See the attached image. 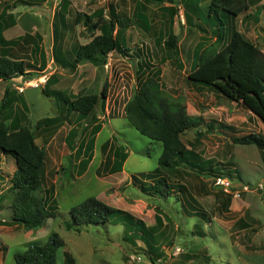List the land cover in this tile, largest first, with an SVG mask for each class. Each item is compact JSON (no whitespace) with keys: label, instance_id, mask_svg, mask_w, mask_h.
<instances>
[{"label":"rangeland","instance_id":"1","mask_svg":"<svg viewBox=\"0 0 264 264\" xmlns=\"http://www.w3.org/2000/svg\"><path fill=\"white\" fill-rule=\"evenodd\" d=\"M263 1L247 0L248 9L236 18L235 25L264 52ZM174 4L173 21L168 2L0 0V13L7 7L18 24L7 29L5 36L22 35L13 54L31 61L30 58L37 55L29 54L36 41L44 51V68L33 69L13 86L20 91V87L26 88L24 80L41 79L38 87H31L38 96L28 101L31 122L24 125L33 130L39 143L41 133L32 124L38 117H44L40 120L47 128L43 132L49 136L48 141L53 137L49 148L52 150L48 154L52 155L51 162L46 164L47 171L42 176L37 195L44 197L45 190L52 186L57 205L55 217L47 219L38 229H27L12 221L10 206L14 193L9 179L14 166L12 158L3 160L0 264H16V252L23 251L30 242H44L51 232H57L64 242L57 252L56 264H65L67 256H71L75 264H264V152L254 144L232 142L233 136L251 132L264 136V124L240 102L187 80L197 56L218 51L223 40H218L211 24L196 14L195 6L198 5L202 16L207 15V0H194L193 3L174 0ZM60 9L66 12L69 29L61 35L60 41L57 40L64 54V59L58 62L52 23L56 18L54 13ZM112 9L130 54L122 56L111 52L105 64L83 60L70 68L75 46L100 33L98 29L91 32L82 24L74 23L76 13L95 15L103 10V17L109 19ZM25 21L29 23L28 29L22 28ZM173 29L177 37L176 52L157 43L158 39H166ZM35 33H40L41 40ZM140 59L160 68L161 91L169 100L180 102L187 114L201 119L200 125L180 137L185 146L192 147L203 160H210L213 169L209 171L204 164L202 169L195 171L184 166L172 171L162 170L170 185L169 191L164 189L162 196L142 190L131 176L95 170L103 157L100 145L110 131L107 121L124 114V105L136 87L135 69ZM61 62H65L67 68L60 67ZM105 81L108 84L106 107H95L96 111L100 109L97 118L104 124V129L96 138L95 157L88 163L84 176H80L82 169L75 149L83 138L86 120L75 121L68 103L44 96L40 89L59 90L71 100L79 95H99ZM12 103L9 98L8 105ZM7 111L6 106L3 114ZM115 130L117 139L124 142L126 152L130 150L124 172H152L157 165L161 143L139 134L125 118L119 119ZM71 131L77 135H73L68 143L64 136ZM91 196L130 211L146 226L155 227V248L151 249L138 237V232L128 238L124 223H115V215L104 224H83L79 231L66 229L64 223L70 218L69 208ZM156 216L160 218L158 223ZM151 257L155 261L152 262Z\"/></svg>","mask_w":264,"mask_h":264},{"label":"trees","instance_id":"2","mask_svg":"<svg viewBox=\"0 0 264 264\" xmlns=\"http://www.w3.org/2000/svg\"><path fill=\"white\" fill-rule=\"evenodd\" d=\"M153 3L174 0H143ZM192 0L191 3H193ZM264 7V6H263ZM199 9V6L197 5ZM171 10L170 19L176 13ZM248 9L247 0H208L207 18L212 22L214 33L218 40H223L221 47L214 53H200L187 75V80L195 85L211 89L229 100L240 102L264 124V52L236 29V18ZM61 10V11H60ZM54 13L53 33L56 45L54 52L57 61L63 60L62 50L58 41L62 34L68 31L69 24L66 12L60 9ZM112 9L109 19L103 17V10L95 15L78 12L74 23L82 24L88 31L98 29L99 34L92 35L91 39L78 44L72 51L71 67H75L82 60L96 63L106 62L111 52L122 56L130 54L124 39L120 36L117 15ZM55 20V21H54ZM172 23V21H171ZM15 24V17L3 10L0 14V80H10L29 73L27 70L42 69L45 59L39 67L24 59H15L8 56L7 47L16 40H7L3 30ZM202 25L200 24V27ZM58 40V41H57ZM177 37L169 31L166 39H158L165 49L177 51ZM33 53L39 52L38 43H34ZM140 52V50H138ZM139 52H137L139 54ZM142 58V55H138ZM44 57V52H43ZM62 63V62H61ZM66 67V63H62ZM136 87L131 98L124 105V118L126 121L149 140L161 143V152L157 158L156 167L152 172H139L132 178L140 184L142 190L162 196L164 189L169 191L167 177L162 170L172 171L180 166L190 169H202L206 164L209 171H213L210 160H203L192 147H187L181 140V135L200 125L201 119L187 114L184 105L178 101L169 100L162 90L160 68H154L149 61L140 59L136 63ZM43 94L68 103L70 109L82 116L95 119L96 109L101 107L107 97V82H103L99 95H79L67 100L59 90H46ZM9 91L5 88L0 100V156H10L15 161V169L11 175L10 187L12 196V221L22 224L27 229H38L49 218L55 217L57 205L53 197V188L39 197L37 191L42 183V167L45 159V150L35 143L33 130L28 126L18 124L11 126L3 117V110L8 105ZM41 124V121L39 122ZM211 128L210 126H208ZM232 142L239 144H254L259 151L264 152V136L258 133H247L233 136ZM86 159L84 165L90 160ZM179 188V187H177ZM70 218L65 221V228L79 231L85 224L107 223L115 215V223H124V233L129 236L137 234L151 248L156 241V228L146 226L140 219L130 212L111 206L96 197L85 198L82 202L69 208ZM157 223L160 218L156 216ZM136 231V232H135ZM64 242L57 232H51L44 242H30L20 252L14 254L16 264H56L58 251ZM153 262L155 259L150 258ZM65 264H75L71 256H67Z\"/></svg>","mask_w":264,"mask_h":264},{"label":"crops","instance_id":"3","mask_svg":"<svg viewBox=\"0 0 264 264\" xmlns=\"http://www.w3.org/2000/svg\"><path fill=\"white\" fill-rule=\"evenodd\" d=\"M191 2H192V0H189V3H191ZM207 3H208V0H207ZM262 4H264V1H263ZM170 5L172 7L175 6L174 3L173 4H170ZM207 5H206V7H207ZM5 9H7V7H5L4 9H2L1 13ZM195 9L197 11L196 14H198V17L199 18H203L204 19L203 21L207 22L208 24H212V22L207 18V16H202V14L198 11L197 5L195 6ZM7 12H8V9H7ZM245 16H249V14H246ZM174 17H175V15H174ZM174 17H173V21H174ZM174 23H173V25H174ZM198 24H200V23H198ZM16 25H18L17 24V21L15 22L14 25H12V26L6 28L5 30H3V36L7 40H16V42L13 45H10V46L7 47L8 56L11 57V58H15V59L16 58L17 59H23V58L16 57L13 54L14 47L17 44H19L22 35H18L16 37H10V38H8L7 36H5V31L7 29L13 27V26H16ZM22 26H23L22 27L23 29L24 28L28 29L29 28V23L27 21H25V22H23V25ZM173 33H175L174 29H173ZM39 34L40 33H35L34 35L37 37V39L41 40L42 36L39 35ZM82 44H84V43H82ZM176 46H177V43H176ZM32 50L33 49L31 48L30 51H29L30 52L29 53L30 56H31V53H33ZM43 52H44L43 51V48L42 47H39V52L36 53L37 55L36 56H32L30 58V60H31L30 62L33 63L34 67L37 68V67H39L43 63L42 62L44 60ZM33 55H35V54L33 53ZM26 60L29 61V59H26ZM90 62H92V61H90ZM62 63H64V62H62ZM94 63H96V62H94ZM59 66L62 67V68H67V67H63V65H61V64ZM70 68H72V67H70ZM27 71L31 72V71H33V69L27 70ZM21 78H22V76H18V77L12 78L10 80H0V100L3 97L4 91H5V88H6L9 91V95L7 96V98L8 99L10 98V100L13 101L12 104L7 105V110L8 111L6 113L2 114L3 117L6 119V121L12 127L13 126H17L18 124H20V125L27 124L28 125V122L29 123L31 122L30 117L28 116V113H29V110H28V101L30 99H32L34 96L36 98L38 96V95H36V93H34L33 88H31V87H26L21 92L18 91L17 89H15V86H13V84L15 85V83H16L15 81L21 80ZM43 86H44V84L41 85V88ZM107 88H108V84H107ZM38 89H40V88H38ZM52 89L50 88V90H52ZM42 90L43 89H40L41 94L44 95ZM107 96H108V92H107ZM106 99H107V97H106ZM106 99H105L104 103H102V105H101V107H103V108L106 107V102H107ZM99 111H100V109L98 111H96V116H95V119H93V120H91L89 116H82L81 114H79L77 112L71 111V117H74V120L75 121H78L79 119L86 120L85 124L83 123V126H85V127H83V129H82L83 130L82 131L83 138L81 139L80 143H78L79 144L78 147L75 149V152L77 153V156H79L78 165H79L80 169H82V170H80V171H82L80 173V176H84L85 170L89 166L88 163H91L92 158L95 157V153H96V138H97L98 133L101 130L104 129V124L101 123L98 120V118H97V116L99 115ZM124 117L125 116L122 113V114H119V115H117L115 117L109 118L108 121H107V123L110 125V128H109L110 131H108V136H107L106 140L100 145V155L102 154L103 157L100 158L99 165L95 169L96 172H98V173L101 172V171H105V172H107L109 174H112V172L113 173L120 172V173H122L125 176L126 175L131 176V178L133 176H135V175H138L137 172L136 173L135 172H132V171L127 172V173L124 172V165H126V160L128 159V157L130 155V150L126 152L124 142H121L119 139H117V137H116L117 132L115 130V126L117 125V122L119 121V119L120 118H124ZM42 118H44V117H38L36 119L35 123H33V124L31 123V124L33 125V128H36V129L39 130V132L41 133L40 134L41 135L40 138L43 140V141L41 140L39 143H37V141L35 140V143H37L40 147H43L44 150H45V159H44V163H43V167H42V171H41V174L43 176L44 174H46V171H47L46 170V164H47V162H49V163L51 162V156L52 155L51 156L50 155L48 156V154L52 150V149L49 150V148H51L50 147V144L53 141V137H51L49 139V141L47 140L49 136L46 133L43 132L47 128L44 127L43 125H41L39 123V121ZM72 130H75V129L73 128ZM75 133L76 132L71 131L69 134H67V135L64 136V139H66L67 142L68 141H72L70 139L73 137V135H75V136L77 135ZM46 140H47V142H46ZM68 146H69V144H68ZM54 150H55V147H53V151ZM90 155H91V158L87 162V165L88 166L87 165H84L85 162L87 161L86 159ZM10 158H12V157H10V156H4V155H1L0 156V179H2V176L4 175V173L2 174V162H3V160H10ZM11 160H13V158ZM13 166H14V168L12 169L13 171H12L11 175L13 174L14 169H15V161L14 160H13ZM11 175H10V177H11ZM95 176H97V174H95ZM5 179L8 180V177H5ZM132 180L134 181V183L138 181V180L136 181L133 178H132ZM51 188H53V187L51 186V187L47 188L45 190V192L46 191L47 192H50V189ZM52 193H53V191H52ZM120 209H122V208H120ZM123 210H125V209H123ZM128 212H130V211H128Z\"/></svg>","mask_w":264,"mask_h":264},{"label":"built area","instance_id":"4","mask_svg":"<svg viewBox=\"0 0 264 264\" xmlns=\"http://www.w3.org/2000/svg\"><path fill=\"white\" fill-rule=\"evenodd\" d=\"M41 83V79H30V80H24V86L25 87H38ZM23 90V87H20V91ZM225 184V183H224ZM226 183L225 185H227Z\"/></svg>","mask_w":264,"mask_h":264}]
</instances>
